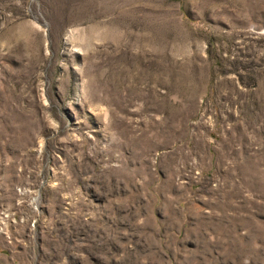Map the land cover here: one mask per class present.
Returning a JSON list of instances; mask_svg holds the SVG:
<instances>
[{"label": "rangeland", "instance_id": "1", "mask_svg": "<svg viewBox=\"0 0 264 264\" xmlns=\"http://www.w3.org/2000/svg\"><path fill=\"white\" fill-rule=\"evenodd\" d=\"M0 264H264V0H0Z\"/></svg>", "mask_w": 264, "mask_h": 264}]
</instances>
